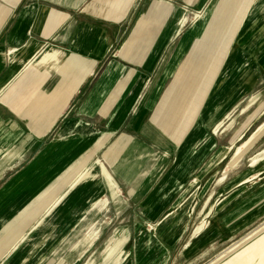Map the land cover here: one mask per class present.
I'll use <instances>...</instances> for the list:
<instances>
[{
	"label": "crops",
	"instance_id": "1",
	"mask_svg": "<svg viewBox=\"0 0 264 264\" xmlns=\"http://www.w3.org/2000/svg\"><path fill=\"white\" fill-rule=\"evenodd\" d=\"M224 2L183 30L166 1L0 0V229L8 237L37 202L33 213L50 211L25 243L5 253L0 241V264L74 257L78 231L98 221L77 237L83 250L98 242L111 208L154 223L134 228L122 264L197 259L264 218V122L237 146L264 106L213 130L264 100V0Z\"/></svg>",
	"mask_w": 264,
	"mask_h": 264
},
{
	"label": "rangeland",
	"instance_id": "2",
	"mask_svg": "<svg viewBox=\"0 0 264 264\" xmlns=\"http://www.w3.org/2000/svg\"><path fill=\"white\" fill-rule=\"evenodd\" d=\"M158 1L169 2L171 4V7L177 6V8H180L182 10V17L185 15L187 16L186 23L182 26L183 30H188L192 25L201 21L208 6L211 9H214L216 5H219V7L222 5L224 9L226 5L222 3L224 2V0H208L202 6L200 5V3L183 0H156V2ZM237 11L238 7L237 5H235L234 13H237ZM216 15H219V12H216ZM195 41L196 39L193 40V42ZM192 51L193 50L188 52V56L192 54ZM247 103H251L252 106L249 108V111L246 114H239L238 111L239 115L236 121L233 122L232 119H228L220 126L219 123L215 125L213 130L218 127L216 130V133H218L220 130L222 131L229 125H235V127L244 126L248 122V116H250L251 114L256 115L258 111L257 109L260 110L261 107L264 106V104H262L264 103V100L258 97L256 99L250 100V102L249 100H247L244 105H246ZM263 122L264 114L261 118H258L256 121H254V123L251 125L252 127L249 128V131L247 132L245 137L238 141V148L245 145L244 149H248V143L249 141H251V139L254 138L256 133L252 135L250 140H247V138L253 132V130H256V128ZM263 132L264 124L263 126H260L258 128L257 134L260 135ZM263 140L255 142L247 153H251L258 148H262L261 145L263 144ZM104 171L109 176L105 169ZM65 180L66 177L65 179H61L59 182L61 183ZM194 183L197 184L198 182L196 181ZM122 197H124V195H122ZM38 203L39 202H37L21 219L19 218L18 221H15L14 226L12 227L13 232L8 237L5 233H3L4 226L0 229V241L5 245V253L25 243L28 237V235L26 234L28 229L33 225H36L37 227L42 225L43 221H45V219L47 218L46 214L49 215L50 211L48 212V209H46L45 205L43 204L39 205L36 208V212H32V209ZM18 213L19 211L11 219H15ZM136 214L139 217H137ZM132 217H137L140 219V221H132ZM106 218L107 220L104 222V225H106L105 230L101 235L100 240L95 244L92 243L91 246L85 248L84 250L80 248L81 241H78L77 237L78 235L80 237L83 232H86V234L90 231L92 232L97 225H94V222L98 223V221H91L92 226L90 227V230L89 228L80 229V231H78L77 233V230L80 228L77 227L75 230L77 233L75 237L76 239L73 243L75 250L74 257L67 256L65 252H60V256L57 259L58 264H122L125 261H132L134 259V239L132 235L134 232V228H136L139 224L138 228L145 229V231L148 233L154 232V223H151V221H141V219L144 218L143 212L141 210L136 211L131 210L130 208H122L117 213V209L111 208L106 211ZM208 223L209 222L205 217H200L198 221H194L189 234L195 231V229H197V231H200L201 229L203 230L208 225ZM262 226H264V218L256 223L253 227L248 229V231L243 233L241 236L229 241L222 247L215 249L208 254H204L201 257L199 256L197 259H187L182 256L179 251L176 250L173 253L172 259L169 264H264V228L259 230V228H261ZM125 235H129V240L126 241V238L124 237ZM245 238L247 239L243 240ZM11 242L13 243L11 244ZM238 242H240V244L230 250V248ZM105 250H107L106 257L104 256ZM49 260L50 259H48V261Z\"/></svg>",
	"mask_w": 264,
	"mask_h": 264
},
{
	"label": "bare ground",
	"instance_id": "3",
	"mask_svg": "<svg viewBox=\"0 0 264 264\" xmlns=\"http://www.w3.org/2000/svg\"><path fill=\"white\" fill-rule=\"evenodd\" d=\"M224 1H225V0H224ZM222 3L225 4V2H222ZM218 7H219V5H216V7L213 9V10H214V15H215L214 19H215L216 16H217V15H216V12H219V14H220V13L223 11V6H222V5H221L219 8H218ZM221 7H222V8H221ZM217 8H218V9H217ZM241 14H242V9L240 10V8H238V11H237V15H238V16L234 19V21H235V26H236V24L238 23ZM222 15H223V14H222ZM242 16H244V15H242ZM201 17H202V16H201ZM244 18H245V17H244ZM214 19H213V20H214ZM241 19H242V18H241ZM213 20H212V21H213ZM216 22H217V21H216ZM241 24H242V23H241ZM211 26H212V25H211ZM211 26H210V28H211ZM215 27H216V26H215ZM215 27H214V28H215ZM208 28H209V27H208ZM214 28H213V29H214ZM216 29H217V28H216ZM208 30H209V29H208ZM211 32H212V31H211ZM212 33H213V32H212ZM210 34H211V33H210ZM208 38H209V37H208ZM218 42H219V41H218ZM204 46H205V45H204ZM204 46H203V47H204ZM203 47H202V48H203ZM203 51H204V50H203ZM222 51H223V50H220V51H219L217 58H218V57H221V53H222ZM217 62H218V61H217ZM87 175H88V172H86V173L83 172L82 174H80V175L77 177V179L75 180L74 184L77 183L78 181H80L81 179H83L84 177H86ZM97 175H98V174H97ZM92 177H93V176H92ZM85 179H86V178H85ZM83 180H84V179H83ZM92 180H93V179H92ZM81 181H82V180H81ZM83 184H84V183H83ZM77 187H78V186H77ZM117 190H118V189H117ZM67 204H68V203H67ZM86 212H87V211H86ZM53 216H54V215H53ZM51 217H52V216H51ZM51 219H52V218H51ZM53 221H54V219H53ZM263 228H264V226H262L261 228H259V230H260V229H263ZM140 229H141V228H140ZM256 231H257V230H256ZM137 233H138V234H140V233H141V234H144V233H146V231H145V229H142L140 232H137ZM247 235H248V234H247ZM252 235H253V234H252ZM144 237H145V236H144ZM248 237H250V236H248ZM248 237H247V238H248ZM247 238H245V239H243V240H246ZM136 239H137V238H136ZM139 243H140V242H139ZM239 244H240V242L235 243V244L230 248V250L233 249V248H235V247H237ZM156 247H157V246H156ZM224 251H225V250H224ZM232 251H233V250H232ZM227 252H228V251H227ZM148 254H149V253H148ZM224 254H225V253H224ZM221 255H222V254H221ZM150 257H151V256H150Z\"/></svg>",
	"mask_w": 264,
	"mask_h": 264
}]
</instances>
